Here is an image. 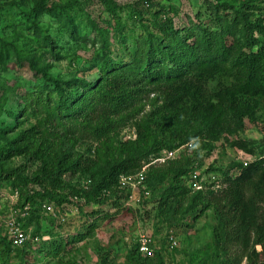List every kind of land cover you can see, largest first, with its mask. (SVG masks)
<instances>
[{
	"label": "trees",
	"instance_id": "1",
	"mask_svg": "<svg viewBox=\"0 0 264 264\" xmlns=\"http://www.w3.org/2000/svg\"><path fill=\"white\" fill-rule=\"evenodd\" d=\"M99 1L112 22L102 28L85 13L87 24L96 31L93 44L98 43L85 70L89 73L77 71L69 78L52 75V65L41 64L31 50L0 39L6 42L0 61L12 52L10 60L27 64L36 82L31 90L21 84H0V184L19 191V207L31 205L30 214L21 219L24 228L35 222L33 236H37L46 201L62 205L77 197V202L84 198V204L109 202L123 208L122 174H135L163 151L193 142L192 155L152 164L146 171L156 219L169 229L188 227V218L200 206L198 216L212 209L217 252L222 250L225 257L232 252L222 264H264V148L257 151L252 139L234 140L233 145L256 159L247 166L235 162L208 167L221 174L220 190L192 191L186 181L191 170L204 167L208 155L194 159L200 150L211 151L212 143L226 135L239 137L247 120L255 122L264 107V17L257 15L262 12L261 0H208L207 13L200 12L184 27L177 25L173 6L156 8L153 0H139L141 6L132 15L139 30L129 28L123 19L128 4ZM30 2V10L23 13L25 28L49 48L54 62L76 54L80 42H87L78 17L70 12L77 7L76 0L62 5ZM49 14L62 25L59 34L69 38L68 50L48 37L49 27L42 18ZM151 94L160 95L161 104ZM12 95L18 101L8 108ZM147 103L152 109L134 122L137 137L123 141L121 131ZM15 158L36 164L33 177L9 164ZM67 175L90 181L89 188H77ZM100 212L89 213V217L97 215L91 230ZM71 238L51 239L50 250L59 253ZM33 242L17 248L20 263L25 264L27 247ZM5 250L10 252L9 246ZM129 260L164 264L160 251L144 257L137 245Z\"/></svg>",
	"mask_w": 264,
	"mask_h": 264
},
{
	"label": "rangeland",
	"instance_id": "2",
	"mask_svg": "<svg viewBox=\"0 0 264 264\" xmlns=\"http://www.w3.org/2000/svg\"><path fill=\"white\" fill-rule=\"evenodd\" d=\"M48 1L50 5L53 3L61 5L65 3V0ZM76 1L78 2L76 4L77 7L70 10V12L78 17L77 24L82 29V36L88 39L87 42H80L76 54L54 62L51 59L49 48L36 42L35 38L30 34L31 31L29 32L25 28V23L23 22L25 19L23 13L29 11L32 6L30 0H0V39H10L31 50L30 53L41 64L49 63L52 65L50 68L52 75H61L69 78L77 71L82 73L93 62L94 51L98 48V43L93 44L96 31L87 24L85 13L91 15L93 19L101 24L102 28L109 27L112 19L99 0ZM118 1L128 4V8L122 15L123 19L128 22L129 28L139 30V22L132 16L139 5L141 6L139 0ZM206 1L208 0H153L157 5L156 8L173 6L178 11L175 21L181 27L189 26L191 20L197 19V15L200 12L207 13ZM261 4L263 7L262 12L257 13V15L264 17V0H261ZM147 8L148 6L144 5L143 11H147L149 9ZM42 22L49 27L47 31L48 37L59 40L61 45L67 47V50L71 47L66 44L69 39L67 35L65 34L62 37L59 34L62 25L58 18L53 17L51 14L44 15ZM4 43L6 42L0 41V49ZM7 48L8 46L6 45ZM11 54L12 52L9 55L5 53L6 57H4L3 62L0 61V84H21L28 90L33 89L36 83L34 73L27 64L18 65L13 60H10ZM0 55H2L1 52ZM73 57H76L75 60ZM49 58L51 60H48ZM85 72L89 73V71ZM155 96L158 98V103L161 104L160 95L151 94V97ZM15 101L18 100L16 96L12 95L8 108H11ZM151 109L152 105L147 103L137 116L134 115L135 118L132 121L130 120L121 131L120 138L123 141L129 140V136L132 135L133 131H137L134 122ZM238 136H224L220 141L212 143L211 151L202 149L194 159H200L202 156L208 155V158L203 159L204 169L210 166L227 167L230 163L241 162L239 155L241 153H249L232 144L234 140L238 139L257 141V151H261L264 148V107L255 122L247 120L244 132ZM185 145H182L183 147L180 146L182 150H180L175 159H179L183 155L190 156L193 154V148L189 149ZM251 156L254 161L256 156ZM9 164L12 167L20 168L21 174L28 177H33L36 169V164L23 158H15ZM67 181L72 182L77 188L82 190L87 180L79 177L72 178L67 175ZM19 199L20 195L17 189L8 183L0 184V264H22L17 254L19 246L13 243L8 233L10 218L18 217L20 212L25 211V209L18 206L20 204ZM146 202L142 207L134 205L133 207L115 208L109 202L104 205L84 204V198L77 202L75 197L71 202H66L62 205H57L53 201H46L45 203L54 206L55 212L50 214L44 210L40 211L41 219L39 222L41 230L38 232L39 235L37 234L40 240L30 243L31 246L27 247L29 254L25 264H104V259H106V264H132L129 260V253L136 245L138 254L146 256L139 252V238L142 235H150L152 237L154 249L162 253L164 264H222L227 257L232 256V252H229L227 257L223 255L222 250L219 253L217 252L214 241V227L217 222L212 209L202 212L198 216L201 210L200 206L197 212L188 218L190 223L188 227L169 229L165 223H160L156 219L153 210V206L156 205L154 200ZM80 204H83V209L79 208ZM29 211H31V205H29ZM29 211L28 215L30 214ZM94 211L101 212L99 213L100 218H98L97 224L91 230L89 225L97 215L89 217V213ZM146 211L151 212L149 216L145 215ZM53 222L55 223L54 225L51 224ZM35 226V222L29 226L30 238L36 237L33 236L36 231ZM169 231L173 232L178 240V247L174 250H169L167 245H164V239ZM61 238L65 240L66 238H71V240L59 253L54 254L50 250L48 242L51 239ZM7 246H9L10 252H5L7 251L5 250ZM40 247L42 250H39ZM243 264H245V261Z\"/></svg>",
	"mask_w": 264,
	"mask_h": 264
},
{
	"label": "built area",
	"instance_id": "3",
	"mask_svg": "<svg viewBox=\"0 0 264 264\" xmlns=\"http://www.w3.org/2000/svg\"><path fill=\"white\" fill-rule=\"evenodd\" d=\"M136 131H133L132 135L129 138H136ZM194 143L190 142L185 146L189 149L193 148ZM183 147V146H182ZM182 147L175 150H165L158 157L151 159V161L145 164L140 171L135 174H122L119 178V189L124 194L122 199L123 207H133L139 206L142 207L145 205V202L151 199V192L147 189L146 186V171L148 167L152 164H163L172 159H175ZM239 160H242L243 166H247L252 162V156L249 154L241 153L239 155ZM239 162V161H238ZM233 171L231 174H234ZM187 185L191 188L192 191H205L208 189L220 190L224 187V183L221 177V174L217 171L201 168L193 169L189 172L186 177ZM90 181H86L84 188H89ZM78 198L76 197V200ZM25 211L20 212L18 217H11L8 222V233L11 237V240L16 246L24 245L28 240H33L37 242L40 240L39 236L30 238V232L24 228L23 222L21 219L28 216L29 207L24 208ZM43 210L47 213H54L55 208L53 205L45 203L43 205ZM173 232H170L167 241V247L169 250H173L178 247V240ZM44 238V237H42ZM46 239V238H45ZM139 252L146 256H154L155 249L153 245V239L150 235H142L139 238Z\"/></svg>",
	"mask_w": 264,
	"mask_h": 264
}]
</instances>
